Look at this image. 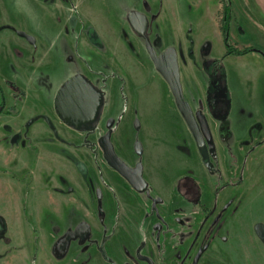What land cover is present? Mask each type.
I'll return each mask as SVG.
<instances>
[{"label": "rangeland", "instance_id": "obj_1", "mask_svg": "<svg viewBox=\"0 0 264 264\" xmlns=\"http://www.w3.org/2000/svg\"><path fill=\"white\" fill-rule=\"evenodd\" d=\"M37 1L0 0V105L18 115L0 113V216L8 227L0 264H143L137 254L155 264H192L197 255L199 264H264V60L254 53L223 58L226 35L236 50L264 51V0H62L78 19L76 31L60 0ZM133 12L147 17V37L158 52L177 51L186 102L206 116L212 134L219 133L214 159L211 144L198 148L168 84L154 70L144 39L128 21ZM90 30L102 41L92 46L100 57L91 46L82 51L81 45L96 42L80 39ZM12 32L37 40L34 55L9 39ZM215 60L227 76L221 72L220 85L227 81L231 97L226 123L214 119L215 108L208 105L220 95L207 90V69L216 68ZM111 67L125 82L109 79L117 81L113 99L107 91V107L88 134L68 125L57 129L54 98L61 87L76 75L86 76V70L102 74L97 83L106 87ZM108 119L116 124L117 156L132 167L141 163L150 194L164 200L160 211L170 225L158 233L160 240L149 209L141 213L142 236H132L129 213L119 206L124 198L112 191L116 201L99 182L111 173L99 146ZM188 180L202 186V203L214 211L199 229L187 223L200 210L178 193ZM98 190L103 214L97 209ZM81 224L90 234L69 244L64 256L61 241Z\"/></svg>", "mask_w": 264, "mask_h": 264}, {"label": "water", "instance_id": "obj_2", "mask_svg": "<svg viewBox=\"0 0 264 264\" xmlns=\"http://www.w3.org/2000/svg\"><path fill=\"white\" fill-rule=\"evenodd\" d=\"M128 21L133 30L145 39L147 52L157 72L168 84L176 106L190 129L198 148L203 149L206 141L209 142L212 139L210 127L206 117L201 112L195 114L185 100L177 51L174 48H168L160 55L157 54L147 37L149 22L145 15L133 12L128 16ZM20 36L29 42L33 41L32 38L23 33ZM101 100L102 95L91 83L84 76L76 75L70 78L58 91L55 108L62 121L76 130H81L83 126L93 125L98 121ZM114 123L113 119L108 122L107 128L110 131L99 141L104 159L137 193H143L148 186L143 178V165L138 163L135 167H130L117 156L112 143L111 129ZM139 126V122H136V127L139 128ZM135 152L139 156L143 155V148L140 143H136ZM79 170L81 173H85V166L79 165Z\"/></svg>", "mask_w": 264, "mask_h": 264}, {"label": "flooded vegetation", "instance_id": "obj_3", "mask_svg": "<svg viewBox=\"0 0 264 264\" xmlns=\"http://www.w3.org/2000/svg\"><path fill=\"white\" fill-rule=\"evenodd\" d=\"M89 36H90V33H89ZM90 37L95 38V33H93ZM141 38H143V37H141ZM228 40H229L228 35H226L225 36V42H224L225 43V47H226V51L227 50H231V51L236 50V48H232L229 45ZM144 42H145V39H144ZM150 42L153 45L154 49L156 50L157 54L160 55L161 53L158 52V50L155 48L153 42L151 40H150ZM144 50L147 53V55L149 56V58H150V55H149V53L147 52V49H146V42H145V45H144ZM246 50H250V51L253 50V51L247 53L244 56H247L249 54L254 53V54H257L258 56H260L264 60V51L261 50L260 48L258 49L256 47H247ZM226 53L223 56L224 59L227 58L228 56H232V54L227 55ZM150 60H151V58H150ZM151 62H152V60H151ZM152 64H153V62H152ZM218 64H219L218 63V60L212 61V66H215L216 65L215 66L216 67L215 68L216 72H215L214 69L212 71L210 70V68L207 69L208 77H209V83H208V86H207V90H208V93L209 94H210L209 89H210L211 85L213 86V85L216 84V86H218V87L220 86L221 91H224V88L225 87L227 88V81L225 82L224 87L220 85L222 69L220 67V64L219 65ZM153 67H154V70L157 72L154 64H153ZM107 72H109L108 74H109V76H111L110 78L107 79V81L109 79L116 80L117 78H120L123 82H125L124 77L121 75V73H117V71H114L113 69H110V68L107 70ZM209 73H211V76L212 77L209 76ZM180 74H181V72H180ZM95 75L100 76L102 74H95ZM226 77L227 76H226V73H225V80H227ZM86 79L102 95L101 108H100V111H99V115L101 117L102 116V113L104 112L105 108L107 107V100H108L107 99V96H108L107 95V91H109V90L111 91V96H112V99H113V94H114V92L116 90V88L114 89V87H116V84H117L116 82L117 81L116 82H113V81L111 82L109 80L110 82L105 87L103 84H98L97 83L98 80H96V78L95 79L94 78H91L92 80L91 79H88V78H86ZM125 85L126 84H124V87H125ZM220 88H219V90H220ZM106 89H108V90H106ZM211 96H213V93H211ZM217 97L218 98H216V96L214 95L213 98L210 99L211 101L209 100V103H208V105L210 106V108L211 107L213 109L215 108L216 115H217V117H215L216 119L217 118H221V117H223L226 114V112L221 113V108H227V104L224 102V99H221V97L219 95ZM114 102H113V104H114ZM110 103H112V100L111 99H110ZM0 108H1L0 113H2V111L4 110V108L2 107V105H0ZM198 112H200V111H197L196 113H198ZM56 113H57V111H56ZM229 113H230V110H229ZM57 117L59 118V120L65 126L67 125L64 121L61 120V118L59 117L58 113H57ZM110 120L111 119H108V121L106 122V128H107V124H108V122ZM114 122H115V120H114ZM93 125H85V126H83L81 128V130H78V131H82L86 135V134H88V132L90 131V129L92 128ZM114 125H116V124L114 123ZM208 125H209V122H208ZM71 128H73V127H71ZM113 128H114V126H113ZM113 128L111 129L112 137H113ZM109 131L110 130L108 129L106 135L109 133ZM210 132H211V129H210ZM106 135H104L102 138H104ZM211 138H212L211 141H209V142L206 141V144H205V147H204L205 149L210 144H213L214 143L213 136H212V132H211ZM107 165H108V163H107ZM135 166H133V167H135ZM108 167L110 169H112L109 165H108ZM130 167H132V166H130ZM112 171H114V173L116 175V178H117L116 181H117V183H119L122 186V190H120V192H118L117 190H115L113 188V186H111L112 184L111 185L108 184L104 179L103 180H100V182L103 185H105L107 187V189L109 188L108 190L111 193H112V191H114L118 195H120V196H122L124 198V203L126 205L127 214L129 213L127 215L129 221H128V224H126V226H128V228L129 227H132L133 232H134V234L133 235L131 234V235L132 236H135V237L138 236V235L142 236V233L144 232V229H145L144 228V223H146V220L141 217V213L144 211V209L145 210L146 209H149L150 210V213H152V216H150V218H151L150 220H152V221L153 220L158 221V223L154 224L152 228L156 232V238L155 239L156 240L157 239L160 240V236H158V233H161L163 231V228H165L168 225H170V223H169L170 222L169 221L170 217H167L166 216V214H167L166 212H164L165 214L162 215L161 214V211H160L161 207L164 206V200L162 198H160V197L152 196L150 194L149 188H150V185L151 184H150L149 181L145 180L147 182V185H148L146 191L143 192V193H137L131 187V185L123 177H121L114 169H112ZM143 174H144V171H143ZM143 178H144V176H143ZM195 183L196 182H194L193 180H188V181H186V184L180 183L179 186H178V193L180 195V198L183 199L187 204L197 206L198 209L200 210L199 212H201L200 213V216H198L195 221L191 222L190 224L187 223V225L189 226L188 227L189 229L190 228H194V227L197 228V229H199V228H201V226L204 227V225L209 221L210 217L214 213V211L209 212V209H208L209 206H205L204 203H202L203 202L202 201L203 200V196H204V192L202 190V186L201 185H198L197 183L195 184ZM97 194H98V196H97V201H98L97 209H98L99 213L103 214L104 213V204L103 205L102 204L100 205V202H103V199L104 198H103V195H102L101 191L98 190L97 193H96V195ZM112 198H114L116 201L118 200L117 196L115 194H113V193H112ZM133 199H134V203H135L134 205L135 206H133V205L131 206V201ZM119 206H120V208H122L121 205H119ZM203 214H206L204 216V218L202 216ZM135 218H139L141 221L137 220V222H136ZM200 218L201 219H204L203 222H202V224H201V222H199V219ZM141 225H143V227ZM141 227H142V229H141ZM7 230H8V227H7V219H5V218H3V217L0 216V242L3 241V240H6ZM89 234H90V230H89V226L87 224H81L79 227H77V229H76L75 232L68 233L64 237V239L61 241V244H60V249H62V253L61 254H63L65 256L66 252H64V250L66 249V247L69 244H72L74 241H77V240L80 241V242H83V241H85V239H87V237H88ZM193 246H194V243H193ZM193 246H192V248H193ZM100 254H101V257H104L106 260H108V257H110L106 253V251H105L104 248H100ZM136 257H138L139 258V261L141 263H143V264H155L154 261H152V259L149 258V256H143L141 254H139V255L137 254ZM189 258L190 257H189V254H188L186 260L184 261V263L186 261H188ZM201 258H202L201 255H197L196 257H194L192 264H199Z\"/></svg>", "mask_w": 264, "mask_h": 264}, {"label": "crops", "instance_id": "obj_4", "mask_svg": "<svg viewBox=\"0 0 264 264\" xmlns=\"http://www.w3.org/2000/svg\"><path fill=\"white\" fill-rule=\"evenodd\" d=\"M36 2H38V4L39 3H41L40 1H37V0H35ZM61 1V2H60ZM59 1V3H60V6L62 5V10L64 11V12H67V13H69V14H71L73 17H72V19H71V23L73 24V29H71L72 31H76V27H77V25H78V19L76 18V16L74 15V13H73V10H72V6H69V5H66V4H64L63 2H62V0H60ZM42 3L43 4H45L43 1H42ZM42 5V4H41ZM46 5V4H45ZM43 6V5H42ZM65 9H68V10H65ZM91 31V30H90ZM83 32H84V29H83ZM95 33V32H94ZM9 39H11V40H13L17 45H19L22 49H24V51H26L27 53H33V51L35 50V49H37L38 48V45H39V43L37 42V40H33L31 43H30V45H27V43L26 42H28L24 37H21V36H19L17 33H14V32H12V33H9ZM85 37L87 38V44H88V42H90V40L88 41V39L89 38H91V39H93L94 41H96V42H93L92 40H91V42L88 44V46L85 48V46H82L81 45V48H82V51L83 52H86V51H90V46H91V49L93 48L92 46H94L95 44H93V43H99V42H102L101 40H100V38H99V35L96 33V35H95V38H92V37H90L89 36V34H88V37L87 36H85L84 34L83 35H81V37H80V39H82L83 40V38L85 39ZM7 39V38H6ZM26 41V42H25ZM36 46V47H35ZM95 47V46H94ZM101 47V46H100ZM89 48V49H88ZM96 51V49H94L93 48V52L92 53H94ZM94 54H96V53H94ZM33 55H34V53H33ZM97 56H99L98 54H96ZM100 57V56H99ZM110 69H112V67L110 68ZM86 72H87V75L85 76L86 78H88V79H91V78H96V80H99V77H101V76H97V75H95V74H93V73H90V72H88V70H86ZM121 75H123V74H121ZM124 76V75H123ZM92 80V79H91ZM57 96V95H56ZM56 96H55V98H54V103H55V101H56ZM11 104V103H10ZM55 105V104H54ZM9 106H11V105H9ZM12 107V106H11ZM11 108H9V109H7V108H5L4 110H3V112L1 113V115L4 113V115H6L8 118H16L18 115H16V116H14V115H12V114H8V113H6L8 110H10ZM54 111H55V114H56V108H55V106H54ZM1 115H0V117H1ZM214 119H216V118H214ZM56 121H57V123H56V125H57V129L59 128V126H61L62 128H63V126L65 127V125L59 120V118L58 117H56V119H55ZM7 128V127H6ZM7 129H9V128H7ZM9 130H11V129H9ZM35 130H34V127H33V132L31 131V136L33 135V138H34V134H35ZM38 132V131H37ZM213 138H214V142L215 143H217V140H218V136L217 135H219V133H216V132H213ZM21 141V140H20ZM22 143V142H21ZM27 149V148H26ZM95 167V166H94ZM94 167H89V169H91L90 170V172H92V171H94L95 172V174L98 172L96 169L97 168H94ZM101 168H103V165H101ZM108 168V167H107ZM108 169H110V168H108ZM111 170V173L110 172H108L107 173V178L106 179H104L108 184H112L111 186H113V188L115 189V190H117L118 192H120V190H122V186L119 184V183H117V178H116V175H115V173H114V171H112V169H110ZM58 176H59V174H58ZM92 176V175H91ZM63 177H64V175H63ZM100 182V181H99ZM97 184H98V181H97ZM100 184H102L101 182H100ZM103 185V184H102ZM98 186V185H97ZM123 208L124 207H126V205H125V203H123L122 205H121ZM58 207H59V205H58ZM122 208V209H123Z\"/></svg>", "mask_w": 264, "mask_h": 264}, {"label": "trees", "instance_id": "obj_5", "mask_svg": "<svg viewBox=\"0 0 264 264\" xmlns=\"http://www.w3.org/2000/svg\"><path fill=\"white\" fill-rule=\"evenodd\" d=\"M227 15L230 16V12H228ZM225 26H227V23H226ZM226 30H227V27H226ZM89 33H90V36H91L94 32H93V30H91ZM251 51H253V50H251ZM251 51L250 50H243V51H239V50H233V51L227 50L226 51L227 52L226 54L227 55L232 54L234 56H244V55H246L247 53H249ZM214 70H215V68H214ZM215 72H216V70H215ZM222 73H223V77H224L225 76L224 70H222ZM219 88H220V86L218 87V86H216V84L213 85V86L211 85L209 91L210 92L211 91H219L220 92V95L219 96H221V93L225 91L224 92L225 93V95H224L225 97L222 98V99H224V102L227 104L228 111L226 112V114L223 117L217 118V119L220 120V122L222 121L223 123H226L227 122V116H228L229 110L231 108V97H230V94H229L228 89L226 87L224 88V91H221V88L219 90ZM4 104L5 103L3 102V105H2L3 108L5 107ZM211 145H212V147H211L212 151H211L210 157H211V159H214L215 158L214 146H213V144H211ZM205 159H206V161H208L206 156H205Z\"/></svg>", "mask_w": 264, "mask_h": 264}]
</instances>
